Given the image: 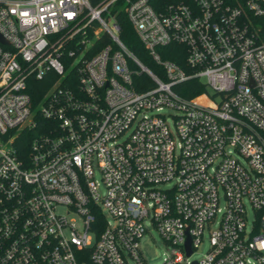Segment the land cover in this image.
I'll return each mask as SVG.
<instances>
[{"label": "built area", "instance_id": "2783aa9c", "mask_svg": "<svg viewBox=\"0 0 264 264\" xmlns=\"http://www.w3.org/2000/svg\"><path fill=\"white\" fill-rule=\"evenodd\" d=\"M0 35V264H264V0H0Z\"/></svg>", "mask_w": 264, "mask_h": 264}, {"label": "trees", "instance_id": "16d2710c", "mask_svg": "<svg viewBox=\"0 0 264 264\" xmlns=\"http://www.w3.org/2000/svg\"><path fill=\"white\" fill-rule=\"evenodd\" d=\"M98 1L99 0H91V3L96 4ZM116 17H117L119 28H121L120 36L124 44L127 45L130 48V50L133 51V53H135L146 66H148L151 70L158 72L159 70L158 67L153 61L150 60L145 46L142 45V43L138 39V36L134 28L131 27L127 19L126 12L122 9L118 10V12L116 13ZM159 51L163 59L174 61L180 66L184 67V63H185L184 56H183L184 50L183 48H181L180 45L175 44V43H169L168 46L159 48ZM141 77H143L142 79L146 81V84H145L146 87L140 88V90H144L150 87L151 82L149 81V79L146 78V76L144 75H141ZM48 82L49 81H46V80L39 81V82L33 81L34 87L36 89L39 88L40 90L33 91L32 99H34L35 101L38 100L39 95L44 91L43 89H45V87L49 85ZM174 89L179 95H182L186 98L197 96L201 94L202 92H204L205 90H207L205 84H203L201 81L197 79H192V80L186 81V83L178 84L174 87Z\"/></svg>", "mask_w": 264, "mask_h": 264}, {"label": "rangeland", "instance_id": "374dc122", "mask_svg": "<svg viewBox=\"0 0 264 264\" xmlns=\"http://www.w3.org/2000/svg\"><path fill=\"white\" fill-rule=\"evenodd\" d=\"M201 248L202 250L200 253L195 254L193 258L197 259L202 256L207 249L206 244H203ZM141 249H143L144 255L149 261H151V263L157 262V260L161 259L163 252L165 251L161 245L157 232L154 231H152V236H146L142 239Z\"/></svg>", "mask_w": 264, "mask_h": 264}, {"label": "water", "instance_id": "95a60500", "mask_svg": "<svg viewBox=\"0 0 264 264\" xmlns=\"http://www.w3.org/2000/svg\"><path fill=\"white\" fill-rule=\"evenodd\" d=\"M0 41H1V42H4V40H3V38H2L1 35H0ZM187 248H188V249H187V254L190 255V254H191L190 248H189L188 246H187ZM193 264H195V263H193Z\"/></svg>", "mask_w": 264, "mask_h": 264}]
</instances>
